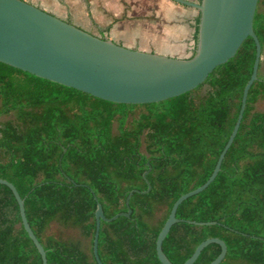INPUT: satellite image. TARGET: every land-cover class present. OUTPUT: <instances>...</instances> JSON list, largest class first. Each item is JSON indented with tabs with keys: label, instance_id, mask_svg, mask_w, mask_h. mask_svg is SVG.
Segmentation results:
<instances>
[{
	"label": "trees",
	"instance_id": "trees-1",
	"mask_svg": "<svg viewBox=\"0 0 264 264\" xmlns=\"http://www.w3.org/2000/svg\"><path fill=\"white\" fill-rule=\"evenodd\" d=\"M253 28L261 44L239 131L210 186L184 201L163 241L183 264L209 238L226 243L220 264H264V12ZM201 3V0H199ZM201 14L194 35L197 49ZM104 38V37H101ZM193 55V56H194ZM192 56V57H193ZM256 59L248 37L236 55L192 91L151 104H118L0 62V178L24 200L28 223L47 264H98L93 253L97 202L112 218L101 222L103 264H162L156 243L174 203L205 184L237 121ZM65 151V152H64ZM151 185L148 188L143 174ZM201 223V224H198ZM53 224L81 238L48 233ZM221 252L208 245L194 264ZM0 264H42L22 225L13 192L0 184Z\"/></svg>",
	"mask_w": 264,
	"mask_h": 264
},
{
	"label": "water",
	"instance_id": "water-1",
	"mask_svg": "<svg viewBox=\"0 0 264 264\" xmlns=\"http://www.w3.org/2000/svg\"><path fill=\"white\" fill-rule=\"evenodd\" d=\"M175 1L194 7L201 14L196 53L189 59L129 49L108 38L90 34L24 0H0L1 63L118 104L158 103L192 91L203 84L218 66L232 59L248 37L254 39L256 59L253 73L244 89L234 129L210 178L174 203L156 243L162 264H173L162 245L172 226L180 221L176 217L179 206L207 189L221 170L223 159L239 131L248 92L258 79L262 52L253 28L259 0H201L198 4ZM148 173L143 174L148 188L142 193L151 190L146 178ZM0 184L13 192L22 225L36 246L42 264H47L46 251L28 223L24 200L12 183L0 178ZM136 192L140 191L132 190L127 197V212L112 218L105 216L102 204L97 202L93 253L98 264H103L98 252L101 222L130 217V199ZM212 243L219 244L221 252L210 264H220L227 254V246L219 238L202 242L183 264H194L201 252Z\"/></svg>",
	"mask_w": 264,
	"mask_h": 264
},
{
	"label": "crops",
	"instance_id": "crops-1",
	"mask_svg": "<svg viewBox=\"0 0 264 264\" xmlns=\"http://www.w3.org/2000/svg\"><path fill=\"white\" fill-rule=\"evenodd\" d=\"M24 1L129 49L180 59L194 55L199 11L175 0Z\"/></svg>",
	"mask_w": 264,
	"mask_h": 264
},
{
	"label": "rangeland",
	"instance_id": "rangeland-1",
	"mask_svg": "<svg viewBox=\"0 0 264 264\" xmlns=\"http://www.w3.org/2000/svg\"><path fill=\"white\" fill-rule=\"evenodd\" d=\"M261 11L264 12V0L261 4ZM257 109L260 111H264V102H260L257 105ZM12 118H13L12 115H3L0 117V123L6 120L12 119ZM48 233L51 235H57V236L63 235L64 237L81 238L78 231L64 229V228L59 227L57 224H53L51 228L49 229Z\"/></svg>",
	"mask_w": 264,
	"mask_h": 264
}]
</instances>
